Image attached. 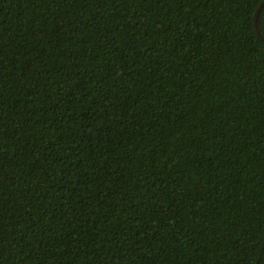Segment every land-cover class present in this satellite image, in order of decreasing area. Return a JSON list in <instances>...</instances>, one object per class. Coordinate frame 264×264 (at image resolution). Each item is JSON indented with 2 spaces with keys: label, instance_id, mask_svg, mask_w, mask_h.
Returning a JSON list of instances; mask_svg holds the SVG:
<instances>
[{
  "label": "trees",
  "instance_id": "16d2710c",
  "mask_svg": "<svg viewBox=\"0 0 264 264\" xmlns=\"http://www.w3.org/2000/svg\"><path fill=\"white\" fill-rule=\"evenodd\" d=\"M264 0H0V264H264Z\"/></svg>",
  "mask_w": 264,
  "mask_h": 264
},
{
  "label": "water",
  "instance_id": "95a60500",
  "mask_svg": "<svg viewBox=\"0 0 264 264\" xmlns=\"http://www.w3.org/2000/svg\"><path fill=\"white\" fill-rule=\"evenodd\" d=\"M263 6H264V1L258 7V9H257V11L255 13V17H254L255 28H256L257 31H258V17H259V14H260L261 10L263 9ZM258 34H259L260 37H262L259 31H258Z\"/></svg>",
  "mask_w": 264,
  "mask_h": 264
}]
</instances>
